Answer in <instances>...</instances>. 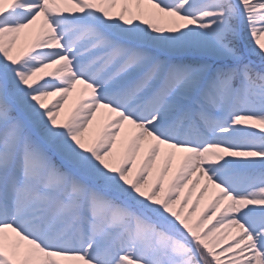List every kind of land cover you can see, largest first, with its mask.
Returning a JSON list of instances; mask_svg holds the SVG:
<instances>
[{
    "label": "snow or ice",
    "instance_id": "obj_1",
    "mask_svg": "<svg viewBox=\"0 0 264 264\" xmlns=\"http://www.w3.org/2000/svg\"><path fill=\"white\" fill-rule=\"evenodd\" d=\"M0 264H264V0H0Z\"/></svg>",
    "mask_w": 264,
    "mask_h": 264
}]
</instances>
